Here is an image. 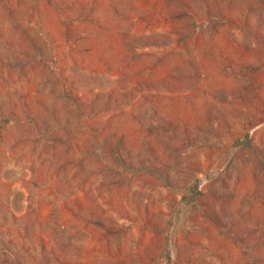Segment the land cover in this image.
Returning a JSON list of instances; mask_svg holds the SVG:
<instances>
[{"label":"rangeland","instance_id":"374dc122","mask_svg":"<svg viewBox=\"0 0 264 264\" xmlns=\"http://www.w3.org/2000/svg\"><path fill=\"white\" fill-rule=\"evenodd\" d=\"M0 264H264V0H0Z\"/></svg>","mask_w":264,"mask_h":264}]
</instances>
